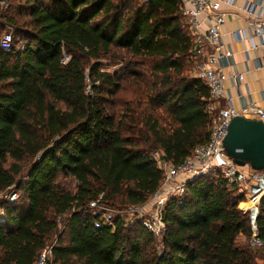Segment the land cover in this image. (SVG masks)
<instances>
[{"label":"trees","instance_id":"16d2710c","mask_svg":"<svg viewBox=\"0 0 264 264\" xmlns=\"http://www.w3.org/2000/svg\"><path fill=\"white\" fill-rule=\"evenodd\" d=\"M179 7L9 0L0 21L27 44L0 49V195L19 194L0 199V264H35L53 240L52 264H256L238 243L250 237L244 195L218 173L166 203L159 242L140 220L95 228L87 209L100 196L145 204L163 181L152 154L177 166L208 140L209 91L192 75L196 38ZM109 57L119 71H100ZM257 227L264 239V196Z\"/></svg>","mask_w":264,"mask_h":264},{"label":"built area","instance_id":"2783aa9c","mask_svg":"<svg viewBox=\"0 0 264 264\" xmlns=\"http://www.w3.org/2000/svg\"><path fill=\"white\" fill-rule=\"evenodd\" d=\"M8 1L0 0L1 10L7 6ZM146 1L141 0V2ZM178 1L182 17L196 38L192 73L195 78L204 83L209 91L206 112L211 117V126L208 140L205 144L196 146L192 154L177 166L168 161L162 151H156L152 154V159L163 173V181L159 189L145 204L114 211L108 209L100 201L102 198L100 196L98 200L90 203L87 209L94 217L93 226L95 228H108L111 231L115 230V221L117 218L122 217L121 214L130 217L136 216L142 220L141 223L144 229L154 235L159 242L166 232V225L162 219L166 203L170 199L176 198L179 199V204H181L182 199L187 194V183L199 177L208 176L211 172L218 173L228 186L236 188L239 193L244 195V201L239 205V210L248 217L250 225L248 246L264 250V239L259 238L257 227L260 201L264 196V170H250V173L245 174L242 167L236 166L227 157L223 147L229 125L234 118L238 116L244 118L254 117L252 120L260 121L264 125V110L250 102L239 111L226 92L225 82L228 77L223 71L222 62L229 60L232 54L221 46L220 29L226 17V13L221 9L222 1ZM226 4L232 6V0L226 1ZM255 10L256 6L254 8L246 6V11L252 18L257 16ZM203 20L208 21V27L204 34H201L200 27ZM249 26L253 28L256 36L262 37L261 24L249 22ZM242 37L243 33L241 32L235 34V39H241ZM262 42L264 45V41ZM12 47V35L10 33L3 34L0 38V49L8 52ZM67 60L68 58L64 56L62 62L65 63ZM233 78L239 83L243 80V77L239 74H235ZM0 199L13 203L19 200V194L8 190L0 195ZM2 216L3 213L0 211V220ZM61 230L62 225L59 226V231ZM54 245L55 240L47 244L38 255L35 264H52Z\"/></svg>","mask_w":264,"mask_h":264},{"label":"crops","instance_id":"0c3cea01","mask_svg":"<svg viewBox=\"0 0 264 264\" xmlns=\"http://www.w3.org/2000/svg\"><path fill=\"white\" fill-rule=\"evenodd\" d=\"M220 1L221 9L226 13L225 22L220 29L221 46L232 54L229 60L222 62L223 71L228 77L225 82L226 92L239 111L250 102L264 110V0H232V6L226 4L228 0ZM246 6H256L257 16L250 17ZM249 22L262 25V37L255 35ZM207 27L208 21L203 20L200 33L204 34ZM237 32L243 33L241 39H235ZM235 74L243 77L240 83L233 78ZM250 170L249 166L242 167L245 174L250 173ZM238 243L245 244L249 252H254L250 254L257 264H264V250L250 248L242 238Z\"/></svg>","mask_w":264,"mask_h":264},{"label":"water","instance_id":"95a60500","mask_svg":"<svg viewBox=\"0 0 264 264\" xmlns=\"http://www.w3.org/2000/svg\"><path fill=\"white\" fill-rule=\"evenodd\" d=\"M223 147L236 166L264 170V125L242 116L234 118L228 128Z\"/></svg>","mask_w":264,"mask_h":264},{"label":"rangeland","instance_id":"374dc122","mask_svg":"<svg viewBox=\"0 0 264 264\" xmlns=\"http://www.w3.org/2000/svg\"><path fill=\"white\" fill-rule=\"evenodd\" d=\"M8 4H9V1H8ZM7 4V6H8ZM6 7L2 8V10L0 9V13L6 11ZM0 23H3V26L0 30V38L3 34L5 33H10L12 35V38H13V46L19 48V47H22V46H25L27 44V42L23 39H17L16 38V35H15V30L9 26V25H5L3 21H0ZM100 64H101V69L100 71L101 72H108V73H114L116 71H119L120 68H121V65H114L113 62H111V57L109 58H104V59H101L100 61ZM193 75V74H192ZM28 168H25L21 174V177L22 176H26V172H27ZM64 181L72 188L74 189L75 187V182L72 181L71 179L69 178H66L64 179ZM105 205V204H104ZM108 209H111V210H114V211H120V210H124L123 208H117V207H113V206H110V205H105ZM122 217H119V218H122L124 219L125 222L129 223L131 221H134V220H140L142 221L141 219L137 218L136 216H133V217H130V216H123V214H121ZM158 241V240H157ZM158 243V242H157ZM251 253L254 254L253 251H250ZM256 256V255H255ZM257 257V256H256ZM255 262V260H254ZM256 263V262H255ZM257 264V263H256Z\"/></svg>","mask_w":264,"mask_h":264},{"label":"bare ground","instance_id":"6f19581e","mask_svg":"<svg viewBox=\"0 0 264 264\" xmlns=\"http://www.w3.org/2000/svg\"><path fill=\"white\" fill-rule=\"evenodd\" d=\"M243 205V204H242Z\"/></svg>","mask_w":264,"mask_h":264}]
</instances>
